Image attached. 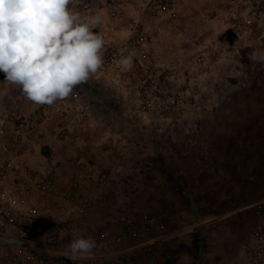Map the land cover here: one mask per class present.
Returning <instances> with one entry per match:
<instances>
[{"label":"rangeland","instance_id":"1","mask_svg":"<svg viewBox=\"0 0 264 264\" xmlns=\"http://www.w3.org/2000/svg\"><path fill=\"white\" fill-rule=\"evenodd\" d=\"M70 7L101 16L94 31L104 39L103 65L43 127L67 126L69 143L109 145L113 223L104 230L115 233L122 214L158 218L159 201L169 206L177 197L171 172L187 170L197 218L210 207L241 206L235 243H227L245 264L254 205L264 203V0H72ZM129 52L133 66L125 70L119 60ZM37 107L0 73V111ZM194 245L179 264H213L215 240Z\"/></svg>","mask_w":264,"mask_h":264},{"label":"built area","instance_id":"2","mask_svg":"<svg viewBox=\"0 0 264 264\" xmlns=\"http://www.w3.org/2000/svg\"><path fill=\"white\" fill-rule=\"evenodd\" d=\"M157 80H151L152 87L158 85ZM154 97L161 98L156 94ZM166 97L174 103V96ZM68 102L67 97L51 106L38 104L31 113L0 111V262L154 264L150 250L164 225L151 215L122 214L118 232L93 233L97 246L90 255L75 261L65 257L70 240L84 236L81 218L108 204L111 181L106 166L111 149L104 138L80 144L64 160L55 159L52 153L40 155L44 121L53 113L67 112ZM55 137L67 140L71 131L61 126ZM35 146L41 160L31 159ZM254 206L258 219L242 251L245 264H264V203ZM29 220L49 224L52 229L37 228Z\"/></svg>","mask_w":264,"mask_h":264},{"label":"clouds","instance_id":"3","mask_svg":"<svg viewBox=\"0 0 264 264\" xmlns=\"http://www.w3.org/2000/svg\"><path fill=\"white\" fill-rule=\"evenodd\" d=\"M72 0H0V73L31 102L51 106L67 98L103 65L104 39L94 31L101 16H82ZM135 53L121 55L129 70ZM96 241L70 240L71 261L90 255Z\"/></svg>","mask_w":264,"mask_h":264},{"label":"crops","instance_id":"4","mask_svg":"<svg viewBox=\"0 0 264 264\" xmlns=\"http://www.w3.org/2000/svg\"><path fill=\"white\" fill-rule=\"evenodd\" d=\"M65 141L66 140L62 142L58 140L55 137V131L53 132L46 127L44 131L43 146L47 147L48 153H52L55 159L63 160L66 157L73 155L79 146L78 144H74V142L69 143L68 141ZM37 154L38 147L35 146V149L31 154V159L33 161L41 160V156ZM107 162H110V166L113 165V160L109 161L108 159ZM114 173V170L110 171L111 178ZM188 176H190V174L187 170H185V176L183 171L176 172L175 174L171 172L172 179L174 181L176 180L175 182L177 183L175 186L177 197L173 203L169 204V206H163L161 200L159 201L160 206L156 211V215L158 216L159 221L164 225V229L158 233L159 239L150 250V257L154 264H167L166 260L168 258L172 261L170 264H179V260L182 258L187 260L188 257L191 256L188 254L190 249L188 244L191 243L192 246H196L197 244H194L197 243L199 238H206L210 241L215 240L217 243V250L212 254L213 264H223V258L226 259L224 261L225 264H240L241 259L235 252L236 247H233L232 249L227 242L233 240L235 243L236 223L237 221H240L241 206L236 205L229 210L226 208H223V210L220 208L219 210V208L210 207L209 209L211 211H209L206 216L197 218L198 214L195 212L191 203L192 198L191 196H188L190 191L186 187ZM195 184L197 185L196 187L203 186V176L201 181H198ZM110 187L111 186H109V194ZM173 188L174 186H172V189ZM197 190L196 192L199 191ZM111 200L112 199H110L109 195V202L105 207H97L81 218L85 237H92L95 232L105 231L104 228L113 223L110 221ZM29 223L32 226L43 228L46 231L52 229L51 225L39 224L36 220H31V222L29 220ZM115 226V231L118 232L120 230L119 223H115ZM231 226L232 228H230ZM176 245H181L182 248L180 250H183V252H178L174 247ZM198 248L199 247H197L196 250H198ZM207 256H209V253ZM100 262L101 261H98L97 264ZM0 264L2 263L0 262Z\"/></svg>","mask_w":264,"mask_h":264}]
</instances>
